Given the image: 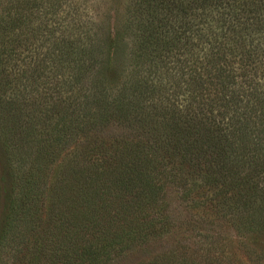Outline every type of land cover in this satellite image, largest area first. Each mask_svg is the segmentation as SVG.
I'll use <instances>...</instances> for the list:
<instances>
[{
    "label": "trees",
    "instance_id": "trees-1",
    "mask_svg": "<svg viewBox=\"0 0 264 264\" xmlns=\"http://www.w3.org/2000/svg\"><path fill=\"white\" fill-rule=\"evenodd\" d=\"M68 1L0 0V264H225L177 235L264 230V0Z\"/></svg>",
    "mask_w": 264,
    "mask_h": 264
},
{
    "label": "rangeland",
    "instance_id": "rangeland-1",
    "mask_svg": "<svg viewBox=\"0 0 264 264\" xmlns=\"http://www.w3.org/2000/svg\"><path fill=\"white\" fill-rule=\"evenodd\" d=\"M69 1L71 2V0ZM72 1L73 4L75 3V5L79 8L80 12L91 18L92 22L89 24L93 23L97 26H102L103 24L106 25V23H108L106 21V15L110 16L112 9L115 10L118 6L120 7L119 0ZM62 8H66V6L63 5ZM109 23H112V20L109 21ZM23 54L26 55V51ZM29 57L30 56H28L27 59H30ZM117 60L116 63L118 68H121V65L124 64L122 63L124 58L122 55H118ZM23 67L24 66L19 65L21 70ZM1 156L2 150L0 148V174L2 171ZM263 177L264 175H261L260 182L262 184H260L258 187L260 194L264 193L262 192L264 189ZM0 193L2 195L1 191ZM171 203V212L173 217L177 218L178 221H182L184 219V215L187 213L185 202L181 201L175 196V199L173 198ZM215 226L218 228L219 233L217 238L198 236V234H195V232L186 231L181 234L178 233L177 239L181 244H183V246H186L193 251H199L203 249L205 250L208 248V246H211V250L215 251L217 256L220 255L224 257L223 259L225 264H264V230L261 232H247L245 234L238 235L229 225L225 224V221L219 220L217 223H215ZM174 241L175 240L171 239V241L167 244L171 245ZM154 248L157 251L159 247H151L149 248V252L154 251ZM145 256H147V251H145V253L142 251H134L118 257L111 264H134L139 258H143Z\"/></svg>",
    "mask_w": 264,
    "mask_h": 264
}]
</instances>
